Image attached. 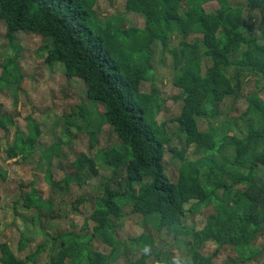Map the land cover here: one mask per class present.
Returning <instances> with one entry per match:
<instances>
[{"label": "trees", "instance_id": "1", "mask_svg": "<svg viewBox=\"0 0 264 264\" xmlns=\"http://www.w3.org/2000/svg\"><path fill=\"white\" fill-rule=\"evenodd\" d=\"M97 0H0V21L14 58L3 66L0 91L18 89L21 74L17 66L16 33L37 35L47 41L45 63L60 64L65 77L77 78L86 86V99L103 113L95 117L96 128L106 126L119 143L97 157L110 169L101 193H82L72 202V213L85 216L82 227L72 224L67 231L44 242L35 253L11 264H39L48 251L47 264H116L120 257L150 249V235L140 234L125 241L116 236L114 223L128 206L142 220L144 229L188 239L191 260L180 262L170 254L151 253L133 264H212L226 249L234 254L224 264H258L263 250L258 240L264 237V99L260 97L264 81V43L258 41L244 20L243 6L227 0H125V12L142 18L143 28L126 27L122 16L103 20L95 8ZM215 3L212 12L205 5ZM248 11L264 16V0H247ZM249 18L248 20H250ZM196 37L189 42L188 38ZM177 39V46L170 47ZM157 47L173 60L177 71L173 86L181 91L180 115L171 120L184 138L181 151L172 150L178 160L177 177L165 174L163 147L169 143L166 123H158L162 101L155 90L144 93L152 81L151 63ZM210 65L204 67L203 63ZM233 69L231 75L227 73ZM256 76L258 91L246 97L247 107L240 116L245 135L242 139L219 131L237 130L236 122H222L220 129L201 132L197 121L217 122L218 104L238 97L244 78ZM14 126V120L0 115V128ZM90 127L92 125H89ZM92 131V132H91ZM87 130L94 146L97 130ZM39 128L31 124L26 134L19 131L6 149L7 159L26 161L36 151ZM194 147L198 159L188 161L186 151ZM60 158V146L52 144L39 154L44 162L45 181L54 187L52 161ZM75 173L62 182L84 187L98 171L94 161L79 155L71 164ZM0 178L6 173L0 170ZM24 197V206L34 210L35 218L51 217L55 202L44 201L34 183ZM1 200V197H0ZM88 211L80 209L84 205ZM189 205V206H188ZM86 206V207H87ZM212 208L210 220L202 230L184 227L180 220ZM86 209V208H85ZM84 209V210H85ZM68 217V216H67ZM98 241L108 249L93 248ZM206 243L216 245L209 257L199 251ZM1 252L8 248L1 246ZM26 245L21 240L20 251Z\"/></svg>", "mask_w": 264, "mask_h": 264}, {"label": "rangeland", "instance_id": "2", "mask_svg": "<svg viewBox=\"0 0 264 264\" xmlns=\"http://www.w3.org/2000/svg\"><path fill=\"white\" fill-rule=\"evenodd\" d=\"M247 0H227L233 6H243L244 20L249 23L253 36L261 38L264 35V16L259 11H248ZM207 12L216 8L215 3L205 6ZM95 8L103 20L113 16H122L126 27L143 28V20L135 14L125 12V0H97ZM251 18L250 20H248ZM196 37L188 38L191 42ZM18 44L19 57L17 66L22 78L18 89H3L0 91V115L12 118L15 125H8L5 130L0 128V170L6 173V178H0V247L6 246L7 253L3 254L0 248V264H11L18 260H24L33 254L44 242L56 235L67 232L72 224L82 227L84 218L90 212L85 204L83 212L88 211L85 216H76L72 213V202L78 200L82 193L87 196L101 193L103 184L110 176V169L102 164L97 157L100 151H107L117 146L119 141L109 133L106 126L99 130L96 128L95 117L103 113L100 106L94 107L87 101L86 86L77 78L65 77L60 64H46L44 59L49 45L43 38L19 32L14 36ZM177 39L171 42L170 47L177 46ZM264 43V38L258 41ZM14 51L5 37V27L0 21V76L3 66L14 58ZM205 61L203 66H209ZM152 81L145 83L142 91L150 93L155 90L159 98L164 101L156 121L166 123L165 132L169 143L163 147V164L165 174L174 181L179 168L178 160L173 158L172 150H182L184 138L179 135L176 123L171 120L180 115L182 108V94L173 86L174 77L178 74L173 67V60L157 47L151 63ZM232 68L227 70L231 75ZM256 76L244 78L241 92L238 97H228L218 104L219 119L217 122L198 120V129L204 132L208 129L220 128L222 122H236L237 130L226 132L219 131V139L226 136H235L242 139L243 121L240 116L247 107L246 97L249 93L258 91ZM259 80V79H258ZM258 87L262 88L260 97L264 99V81L259 80ZM38 125L39 138L35 144V153L26 161L21 159H7L6 149L12 144L19 131L26 134L31 124ZM89 125H92L91 127ZM97 130L94 146H90L87 130ZM92 132V131H91ZM52 144L60 146V158L52 161L54 187H49L45 181L44 162H39V154ZM86 155L94 161L98 171L96 177L89 179L87 184L78 189L74 184L62 182L65 175H72L74 170L71 164L79 155ZM185 158L193 161L199 158L195 156L194 147L186 151ZM264 173V170H263ZM34 183L37 194L44 200L55 202L53 214L44 220L36 217L34 210L27 209L23 202L25 195L31 190L28 187ZM87 206V207H86ZM189 206V205H188ZM86 208V209H85ZM85 209V210H84ZM128 206H122L121 217L115 221L116 236L125 241L129 238L138 237L142 233L150 235L152 246L149 250L120 257L116 264H133L134 260L151 253L170 254L174 260L185 262L192 259L188 239L176 237L173 239L164 232L155 233L150 228L142 227V220L138 215L129 213ZM212 208L201 209L197 215L186 214L181 224L186 228H193L196 232L203 229L210 220ZM68 216V217H67ZM21 240L26 249L20 251ZM94 250L107 253L108 249L98 241L93 242ZM258 245L263 250V256L259 258L258 264H264V237L258 240ZM38 258L39 264L48 263V251ZM216 251V245L206 243L199 251L201 257H209ZM234 254L226 249L221 250L214 258L212 264H224L233 258ZM195 262V261H194ZM191 262V264H194ZM196 264V263H195Z\"/></svg>", "mask_w": 264, "mask_h": 264}]
</instances>
